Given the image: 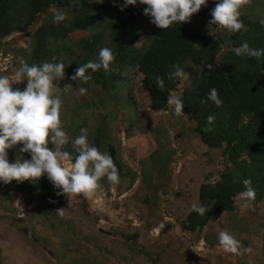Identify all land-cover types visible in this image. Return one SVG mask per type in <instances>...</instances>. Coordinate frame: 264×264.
Listing matches in <instances>:
<instances>
[{"label": "rangeland", "instance_id": "rangeland-1", "mask_svg": "<svg viewBox=\"0 0 264 264\" xmlns=\"http://www.w3.org/2000/svg\"><path fill=\"white\" fill-rule=\"evenodd\" d=\"M113 1L119 15L134 12L132 30L139 34V44L155 33L157 27L143 14L146 5L137 3L121 10L124 0ZM215 3L207 1L191 17L199 31L214 32L215 25H209V21ZM76 9V4L54 8L49 16H41L28 34L6 39L0 48V75L13 78L19 60L28 61L32 35L41 24L53 20L55 11L66 13L68 19ZM240 11L241 16L262 21L264 0H251ZM86 34H72L64 44L71 50L62 57L75 58L79 52L76 44ZM71 77L65 73L59 82L61 88L72 86L61 93V120L70 140L80 134L81 128L89 130V140L98 129L106 128L104 134H109L110 143L117 148L125 176L115 190L105 178L91 197L63 195L54 207L38 193L8 202L0 192V264H264V200L256 203L239 196L236 211L212 222L203 235L180 229L181 221L192 212L191 205L200 204L198 190L207 174L220 176L225 166L223 148L206 147L194 132L191 116L184 110L177 116L172 108L161 113L151 111L141 77L133 72L111 96L91 79L81 85L88 89L87 94L78 95V82ZM25 86L26 82L13 84V89ZM21 146L8 151L10 162L22 155L30 159L28 154L18 152ZM16 200L22 205L17 207ZM59 208H64L63 217L56 213ZM224 230L243 247H251L252 252L226 253L217 238ZM135 233L153 259L130 253L124 236Z\"/></svg>", "mask_w": 264, "mask_h": 264}, {"label": "trees", "instance_id": "trees-1", "mask_svg": "<svg viewBox=\"0 0 264 264\" xmlns=\"http://www.w3.org/2000/svg\"><path fill=\"white\" fill-rule=\"evenodd\" d=\"M64 4L77 5L73 16L59 23L47 20L37 27L29 42L28 63L62 61L65 73L73 76L74 67L95 60L102 47H109L115 54L114 66L119 72L89 70L87 74L95 85L111 96L126 82L127 74L133 72L141 77L149 109L155 113L168 111L167 97L180 92L184 102L182 110L192 117L194 132L201 142L210 149L223 148L225 166L220 174L221 182L215 186L206 183L213 176L207 174L198 190L199 202L207 206L208 211L203 216L192 211L181 221L183 233L203 235L212 222L225 213L236 211V200L246 190L241 183L243 179L252 181L256 193L254 202L264 200V58L237 57L232 51L244 41L252 48H264V24L260 20L241 16L247 28L243 33L218 31V25L214 32L204 33L190 20L175 23L166 30L157 27L155 33L139 44L140 36L132 30L136 19L134 12L119 15L113 0L101 3L92 0H0V48L9 37L28 34L41 16H49L51 10ZM76 32H87L76 44L78 54L75 58L73 55L62 57L71 50L64 44ZM226 41L232 43L226 44ZM173 64H179L189 74L181 90L183 82L169 79ZM158 78L164 82L162 89ZM211 88L218 91L222 100L220 107L207 101ZM202 99L207 102L201 103ZM209 115L215 117L212 124L207 122ZM105 131L103 127L98 129L90 142L111 155L122 178L125 168ZM67 150L72 151L71 143ZM0 192L8 202H14L20 195L38 193L51 207L63 197L56 195L44 176L23 183L13 181L5 185L0 182ZM124 241L132 255L153 259L152 253L139 244L137 233L125 235Z\"/></svg>", "mask_w": 264, "mask_h": 264}, {"label": "clouds", "instance_id": "clouds-1", "mask_svg": "<svg viewBox=\"0 0 264 264\" xmlns=\"http://www.w3.org/2000/svg\"><path fill=\"white\" fill-rule=\"evenodd\" d=\"M101 3L102 0H95ZM146 5L143 14L151 18V23L156 27L166 30L175 23L190 22L191 17L197 14L202 6L207 5V0H124L121 10L128 6ZM251 0H216L215 7L211 10L209 25H218L230 33L247 32L241 20V8L250 4ZM67 19V14L55 11L53 20L57 23ZM264 24V20L261 21ZM226 41V44H231ZM237 57H248L260 60L264 58V48H252L244 41L239 46L232 48ZM19 68L14 77L0 75V182L7 185L16 181H33L46 175L56 195L83 196L89 198L101 187V180L105 179L115 190L120 183L119 169L116 167L111 155L102 152L89 140V130L81 128L80 134L70 140L68 132L61 120L63 106L62 90L71 88L66 85L60 87L59 82L65 78V64L61 62H42L40 64L28 63L19 60ZM115 65V54L109 47H102L98 56L93 61H88L75 70L71 77L78 82L77 94L86 95L88 89L81 86L91 79L88 71L118 73ZM213 67L212 65L208 66ZM173 71L169 72V79L181 82L189 79V74L179 65H172ZM26 82V86L13 89V84ZM163 80L158 78V85L163 88ZM207 101L213 102L217 107L222 105V100L216 88H211ZM202 99L201 103H206ZM167 104L177 116L183 115L184 102L176 94L167 97ZM215 117L209 115L207 122L212 124ZM71 143L72 151L67 150ZM17 145L20 154H28L30 159L16 157L15 162H10L8 151ZM221 182V177L213 175L206 183L215 186ZM246 189L240 195L245 201L255 200V189L251 179L241 181ZM17 207L21 206L16 200ZM248 206L247 203L244 205ZM191 210L203 216L208 207L193 203ZM56 213L63 217L64 208H59ZM220 247L234 255L251 253V247H243L228 231L218 233Z\"/></svg>", "mask_w": 264, "mask_h": 264}]
</instances>
